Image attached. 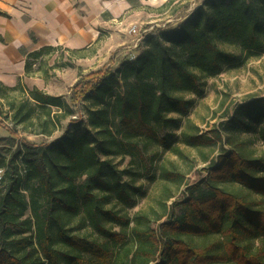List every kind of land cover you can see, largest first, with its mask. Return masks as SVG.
Wrapping results in <instances>:
<instances>
[{"label":"trees","instance_id":"16d2710c","mask_svg":"<svg viewBox=\"0 0 264 264\" xmlns=\"http://www.w3.org/2000/svg\"><path fill=\"white\" fill-rule=\"evenodd\" d=\"M200 2L195 0L189 19L147 37L135 59L112 71L83 76L72 87L73 101L86 87L91 106L84 118L70 123L65 135L41 145L19 139L12 155L0 158V264H264V156L255 158L242 146L217 156L203 181L206 189L192 186L181 202L182 213L170 215L157 232L151 224L165 213L155 220L135 215L129 235L125 217L106 208L114 201L130 209L140 189L125 183L122 173L100 154L143 157L150 141L157 139L155 129L180 127L179 118L192 105L187 95H202L206 79L243 57L264 55V0ZM0 16L6 14L0 11ZM46 49L51 48L28 57ZM27 59L25 72L30 69ZM1 89L16 87L0 83ZM9 109L15 126L37 120L38 134L45 136H52L72 112L61 96L36 88L28 97L13 100ZM37 109L44 111L38 115ZM239 112L245 118L236 116L209 135L182 132V143L192 148L217 141L230 145L229 132L255 135L258 126L257 135L264 140V97L245 103ZM172 114L179 118H168ZM9 132L14 134L13 129ZM175 175L165 171L167 179ZM225 182L240 189L220 186ZM116 223L124 229L113 232L108 224ZM87 228L98 238L79 233Z\"/></svg>","mask_w":264,"mask_h":264},{"label":"rangeland","instance_id":"374dc122","mask_svg":"<svg viewBox=\"0 0 264 264\" xmlns=\"http://www.w3.org/2000/svg\"><path fill=\"white\" fill-rule=\"evenodd\" d=\"M167 2L169 0L162 5L154 3L153 6L143 7L121 23L104 29L95 46L90 49L76 52L53 47L42 50L38 57H28L30 69L25 72V81L13 86L16 87L15 90H0V115L4 120V125H0V158H9L16 150L19 139L33 145H41L56 141L65 135L69 131L70 123L79 116L84 118V114L91 106L84 94L87 92L86 87H83L84 93H79L76 101H73L72 87L83 76L105 68L112 71L127 60L135 59L143 50L147 37L155 36L159 29L173 28L184 19H189L196 8L195 0H174L169 6L165 5ZM225 70L214 78L206 79L202 95H187V98L192 100V105L186 117L169 115L168 118L180 119L178 129L162 126L154 130L157 139L150 141L143 157L100 154L101 160L111 161L122 173L125 183H131L140 189L134 196L135 205L130 209L122 208L114 201L106 206L125 217L129 223L125 230L129 235L131 227L134 226L131 218L137 214H146L151 220H155L157 216L165 213L160 221L151 224L156 232L160 224L170 219V215L174 218L181 214L183 211L181 202L187 198L191 187L206 189L203 181L208 176L207 171L214 162H217V156L223 150L230 152L233 147L242 146V149L255 158L264 156V140L257 135L261 126L257 127L258 133L255 135L229 132V135H232L230 145L224 141H217L215 145L192 148L182 143V132L209 135L210 131L220 128L236 116L245 118L242 113H237L239 108L245 103L264 97V55L258 58L243 57L239 63ZM33 88L43 90L54 97L61 96L63 101L71 106L72 112L60 120L52 136L38 134L41 131L40 121L36 120L34 125L22 127L15 126L11 120L9 104L13 100L19 101L28 97ZM55 110L57 111V108L53 109ZM43 111L37 109L36 114L40 115ZM12 129L14 134L9 132ZM223 136L225 137L226 133ZM165 171L178 175L167 179ZM219 184L231 191L240 189V185L235 182ZM244 191L246 194L247 190ZM24 194L28 196V193ZM251 197L255 200L261 199L258 194L252 193ZM29 213L30 211L26 215ZM108 226L113 232L123 230L125 227L119 223ZM70 231L72 234L76 232L75 229ZM79 233L85 234L89 240L97 239L99 236L91 228ZM158 240L161 253L162 239ZM132 242L130 236L129 248ZM254 245L259 246L257 242Z\"/></svg>","mask_w":264,"mask_h":264},{"label":"crops","instance_id":"0c3cea01","mask_svg":"<svg viewBox=\"0 0 264 264\" xmlns=\"http://www.w3.org/2000/svg\"><path fill=\"white\" fill-rule=\"evenodd\" d=\"M166 1L0 0V11L6 14L0 16V83L11 88L24 82L28 55L42 48L90 49L104 29Z\"/></svg>","mask_w":264,"mask_h":264},{"label":"built area","instance_id":"2783aa9c","mask_svg":"<svg viewBox=\"0 0 264 264\" xmlns=\"http://www.w3.org/2000/svg\"><path fill=\"white\" fill-rule=\"evenodd\" d=\"M3 173H4V170L0 169V183L2 181V175H3Z\"/></svg>","mask_w":264,"mask_h":264}]
</instances>
